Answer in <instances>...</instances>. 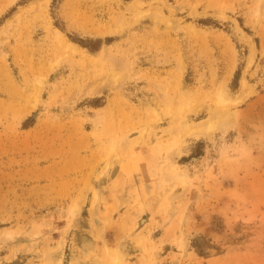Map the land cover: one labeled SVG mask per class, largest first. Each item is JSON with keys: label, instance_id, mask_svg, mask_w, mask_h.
Masks as SVG:
<instances>
[{"label": "rangeland", "instance_id": "rangeland-1", "mask_svg": "<svg viewBox=\"0 0 264 264\" xmlns=\"http://www.w3.org/2000/svg\"><path fill=\"white\" fill-rule=\"evenodd\" d=\"M0 264H264V0H0Z\"/></svg>", "mask_w": 264, "mask_h": 264}, {"label": "bare ground", "instance_id": "bare-ground-1", "mask_svg": "<svg viewBox=\"0 0 264 264\" xmlns=\"http://www.w3.org/2000/svg\"><path fill=\"white\" fill-rule=\"evenodd\" d=\"M234 115L235 114L226 112L225 108L212 110L206 122L196 127H191V129H189L186 133L197 137L201 135L212 136L215 131L214 128L229 125L234 120Z\"/></svg>", "mask_w": 264, "mask_h": 264}, {"label": "trees", "instance_id": "trees-1", "mask_svg": "<svg viewBox=\"0 0 264 264\" xmlns=\"http://www.w3.org/2000/svg\"><path fill=\"white\" fill-rule=\"evenodd\" d=\"M101 41H102V39H100V40H98V41H96V42H101ZM81 44H82V46H84V47H88L86 44L82 43V40H81ZM100 49H101V45H100L99 47H97L96 49H92V50L97 51V50H100Z\"/></svg>", "mask_w": 264, "mask_h": 264}]
</instances>
